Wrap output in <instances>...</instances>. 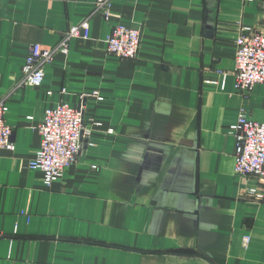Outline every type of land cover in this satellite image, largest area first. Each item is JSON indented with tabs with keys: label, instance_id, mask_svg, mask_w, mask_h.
Listing matches in <instances>:
<instances>
[{
	"label": "crops",
	"instance_id": "obj_1",
	"mask_svg": "<svg viewBox=\"0 0 264 264\" xmlns=\"http://www.w3.org/2000/svg\"><path fill=\"white\" fill-rule=\"evenodd\" d=\"M96 1L0 0L15 143L0 151V264H264V201L247 195L264 183L236 172L232 130L242 109L264 122V84L236 88L240 26L264 32V0H113L109 18ZM90 15L91 37L18 87L30 46ZM117 24L140 27L136 58L108 51ZM59 104L83 105L92 132L50 188L29 162Z\"/></svg>",
	"mask_w": 264,
	"mask_h": 264
},
{
	"label": "built area",
	"instance_id": "obj_2",
	"mask_svg": "<svg viewBox=\"0 0 264 264\" xmlns=\"http://www.w3.org/2000/svg\"><path fill=\"white\" fill-rule=\"evenodd\" d=\"M112 1L97 0L96 12H102L109 18ZM90 37L91 15L79 24L71 26L55 46L32 44L23 66L24 76L18 87L42 84L45 67L54 60L56 53H69V44L73 38ZM105 42L112 54L121 58H136L141 46V29L139 26L117 24ZM236 43V88L250 92L256 84H264V32L240 26ZM93 95L100 98L98 92ZM8 109L6 100H0V151L15 148L14 130L6 121ZM232 130L237 141L236 172L255 175L264 183V122L250 119L246 110L242 109ZM39 131L42 136L41 147L29 162V166L41 170L44 185L51 188L54 182L63 176L65 170L77 162L83 140L90 136L92 129L84 125L83 105L72 107L59 104L46 110ZM247 195L264 201V184L261 188H250ZM1 234L0 232V236ZM248 241L249 238L246 237L245 243Z\"/></svg>",
	"mask_w": 264,
	"mask_h": 264
}]
</instances>
